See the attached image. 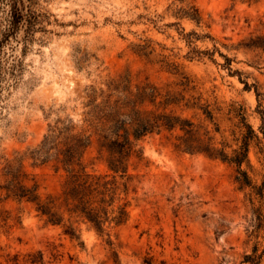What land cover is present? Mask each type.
Instances as JSON below:
<instances>
[{
	"label": "rangeland",
	"instance_id": "374dc122",
	"mask_svg": "<svg viewBox=\"0 0 264 264\" xmlns=\"http://www.w3.org/2000/svg\"><path fill=\"white\" fill-rule=\"evenodd\" d=\"M191 2L200 24L177 17L178 0H34L38 31L29 40L21 31L0 48V183L6 162L17 160L43 195L58 194L63 172L31 153L58 121L82 124L92 89L127 77L134 86L180 93L186 77L187 98L210 105L215 120L205 122L199 111L184 115L228 152L248 131L240 114L252 127L257 138L251 167L244 166L252 187L241 186L235 166L179 152L155 134L139 143L142 160L131 162L124 226L108 236L81 222L80 238L72 239L65 226L47 224L32 205L0 193L1 255L41 253L47 264H247L257 244L264 248L256 228L257 210L264 216L257 195L264 187V50L257 47L264 44V0ZM7 10L0 0V30ZM98 158L94 142L85 155L89 171H106Z\"/></svg>",
	"mask_w": 264,
	"mask_h": 264
},
{
	"label": "trees",
	"instance_id": "16d2710c",
	"mask_svg": "<svg viewBox=\"0 0 264 264\" xmlns=\"http://www.w3.org/2000/svg\"><path fill=\"white\" fill-rule=\"evenodd\" d=\"M7 8L6 19L0 30V48L25 31L27 40L41 25L42 15L34 10V0H3ZM182 5L176 11L178 18L201 23V14L191 0H178ZM260 1V0H256ZM29 3V4H27ZM189 43H193L189 40ZM264 50V44L257 46ZM180 93L165 90L151 83L134 86L127 77L112 79L107 89H92L81 125L73 120L58 121L45 135L31 158L42 165L53 164L56 172H63L64 180L58 194L43 195L40 185L30 180L17 160L7 161L3 169L0 193L34 207L38 216L52 226H65V234L80 238L78 224H89L99 233H109L124 226L130 219L131 202L128 200L133 177L130 174L133 159L142 160L139 143L152 135L165 134L175 150L203 155L237 168V181L252 187V180L244 166L250 168L249 150L255 132L240 114L242 133L238 149L228 152L230 146L218 144L215 136L203 123L197 124L184 115L186 111H199L205 122L213 123L214 110L201 104V98L186 93L191 81L184 78ZM246 87L249 88L246 83ZM194 89V88H192ZM262 94L257 88V97ZM264 135V127L262 128ZM216 133L220 132L217 126ZM96 142L98 156L106 167L103 173L89 171L85 155ZM254 188V187H253ZM257 195L264 197V187H257ZM66 222L68 225H66ZM257 233L264 231V216L257 210ZM111 244V243H110ZM0 264H47L41 253L0 254ZM264 248L255 246L244 263L263 264Z\"/></svg>",
	"mask_w": 264,
	"mask_h": 264
}]
</instances>
